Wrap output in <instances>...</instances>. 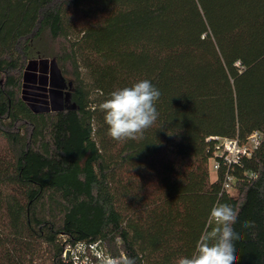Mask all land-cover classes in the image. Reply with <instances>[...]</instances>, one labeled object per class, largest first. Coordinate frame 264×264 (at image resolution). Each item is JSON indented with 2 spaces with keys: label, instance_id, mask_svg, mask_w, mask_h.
Returning <instances> with one entry per match:
<instances>
[{
  "label": "trees",
  "instance_id": "obj_1",
  "mask_svg": "<svg viewBox=\"0 0 264 264\" xmlns=\"http://www.w3.org/2000/svg\"><path fill=\"white\" fill-rule=\"evenodd\" d=\"M35 51L66 86L62 111L24 95ZM142 79L158 119L114 141L96 105ZM256 131L211 181L216 138ZM217 200L239 209L237 264H264V0H0V264H70L79 243L175 264Z\"/></svg>",
  "mask_w": 264,
  "mask_h": 264
},
{
  "label": "clouds",
  "instance_id": "obj_2",
  "mask_svg": "<svg viewBox=\"0 0 264 264\" xmlns=\"http://www.w3.org/2000/svg\"><path fill=\"white\" fill-rule=\"evenodd\" d=\"M160 95L148 79L111 91L96 105L103 114L107 135L117 142L142 139L158 119L156 103ZM238 220V208L217 200L209 210L191 254L180 256L175 264H237V242L242 239L235 228ZM255 226L254 221L247 220L241 225L244 229ZM94 264H137V260L124 251L113 255L101 247L94 253Z\"/></svg>",
  "mask_w": 264,
  "mask_h": 264
},
{
  "label": "built area",
  "instance_id": "obj_3",
  "mask_svg": "<svg viewBox=\"0 0 264 264\" xmlns=\"http://www.w3.org/2000/svg\"><path fill=\"white\" fill-rule=\"evenodd\" d=\"M218 141L214 158L210 159L212 163L210 169L217 174L220 164L228 167V170L237 165L242 158H249L260 146L262 134L260 132L251 133L246 140L241 141L238 138H216ZM250 176H253L250 174ZM234 178L227 172L224 181V189L232 188ZM101 248L97 243L83 244L79 243L75 247L65 250L63 256L70 264H94V253Z\"/></svg>",
  "mask_w": 264,
  "mask_h": 264
},
{
  "label": "rangeland",
  "instance_id": "obj_4",
  "mask_svg": "<svg viewBox=\"0 0 264 264\" xmlns=\"http://www.w3.org/2000/svg\"><path fill=\"white\" fill-rule=\"evenodd\" d=\"M35 60L34 70L29 73V79H33V83L26 82L25 85V93L24 95L28 98L29 103L32 104L34 108L36 107H49L48 98L46 96V89L48 87V77L51 73V60L50 56L40 55L38 52H33V59ZM30 74L33 77H30ZM52 86L56 85H64L61 81L60 77H57L56 74H53L50 78ZM63 87V86H62ZM64 93H67L66 86L63 88ZM212 163L209 161V172H210V180L215 179V173L210 169ZM229 193L233 196H236V190L230 188Z\"/></svg>",
  "mask_w": 264,
  "mask_h": 264
},
{
  "label": "water",
  "instance_id": "obj_5",
  "mask_svg": "<svg viewBox=\"0 0 264 264\" xmlns=\"http://www.w3.org/2000/svg\"><path fill=\"white\" fill-rule=\"evenodd\" d=\"M50 66H51V73L49 74L50 78L52 77L53 74H56L57 77H60L59 73L54 67L55 66L54 62H51ZM62 86L56 85L53 87L51 82L49 84V87L52 88V90L49 93V102H48L49 110L51 112H59L64 110L65 104L68 101V94L64 93L63 91L65 85Z\"/></svg>",
  "mask_w": 264,
  "mask_h": 264
},
{
  "label": "flooded vegetation",
  "instance_id": "obj_6",
  "mask_svg": "<svg viewBox=\"0 0 264 264\" xmlns=\"http://www.w3.org/2000/svg\"><path fill=\"white\" fill-rule=\"evenodd\" d=\"M50 78H48V87L47 88H45L46 90V96H47V98H48V102H49V93H50V91L52 90V88H50L49 87V84H50Z\"/></svg>",
  "mask_w": 264,
  "mask_h": 264
}]
</instances>
